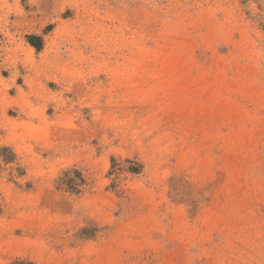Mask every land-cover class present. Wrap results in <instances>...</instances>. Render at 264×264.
Wrapping results in <instances>:
<instances>
[{"label": "rangeland", "instance_id": "obj_1", "mask_svg": "<svg viewBox=\"0 0 264 264\" xmlns=\"http://www.w3.org/2000/svg\"><path fill=\"white\" fill-rule=\"evenodd\" d=\"M0 264H264V0H0Z\"/></svg>", "mask_w": 264, "mask_h": 264}, {"label": "trees", "instance_id": "obj_2", "mask_svg": "<svg viewBox=\"0 0 264 264\" xmlns=\"http://www.w3.org/2000/svg\"><path fill=\"white\" fill-rule=\"evenodd\" d=\"M35 40H39V38L37 36H28V41L30 42V44L39 49L40 46L35 42Z\"/></svg>", "mask_w": 264, "mask_h": 264}]
</instances>
